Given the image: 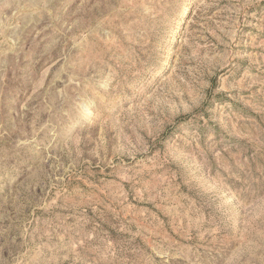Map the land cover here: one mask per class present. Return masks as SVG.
Returning a JSON list of instances; mask_svg holds the SVG:
<instances>
[{"label":"rangeland","instance_id":"374dc122","mask_svg":"<svg viewBox=\"0 0 264 264\" xmlns=\"http://www.w3.org/2000/svg\"><path fill=\"white\" fill-rule=\"evenodd\" d=\"M0 264H264V0H0Z\"/></svg>","mask_w":264,"mask_h":264}]
</instances>
